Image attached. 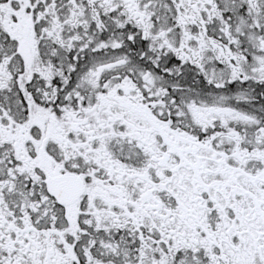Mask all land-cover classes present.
<instances>
[{
	"label": "snow or ice",
	"instance_id": "1",
	"mask_svg": "<svg viewBox=\"0 0 264 264\" xmlns=\"http://www.w3.org/2000/svg\"><path fill=\"white\" fill-rule=\"evenodd\" d=\"M0 264H264V0H0Z\"/></svg>",
	"mask_w": 264,
	"mask_h": 264
}]
</instances>
